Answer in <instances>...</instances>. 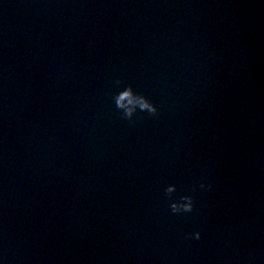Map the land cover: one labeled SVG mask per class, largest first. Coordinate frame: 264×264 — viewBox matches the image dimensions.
<instances>
[{
    "label": "water",
    "instance_id": "water-1",
    "mask_svg": "<svg viewBox=\"0 0 264 264\" xmlns=\"http://www.w3.org/2000/svg\"><path fill=\"white\" fill-rule=\"evenodd\" d=\"M155 46L264 65V0H16Z\"/></svg>",
    "mask_w": 264,
    "mask_h": 264
},
{
    "label": "clouds",
    "instance_id": "clouds-1",
    "mask_svg": "<svg viewBox=\"0 0 264 264\" xmlns=\"http://www.w3.org/2000/svg\"><path fill=\"white\" fill-rule=\"evenodd\" d=\"M119 80L115 81V84L119 85ZM127 97L128 103H121V98ZM112 99L116 101L115 108L118 110L120 118L129 123L134 122V117L137 112L146 113L149 117H157L159 115V109L148 97L135 91L131 85H124L119 88L112 96ZM212 189V183L208 180L207 176L202 177L195 185L193 191H210ZM176 191L175 184H168L164 190V196L170 197V194ZM196 201L192 194H184L178 197V199L172 200L168 207L173 215H185L194 212ZM186 239L200 240L201 232L194 230L185 234ZM0 264H5L3 257H0Z\"/></svg>",
    "mask_w": 264,
    "mask_h": 264
}]
</instances>
